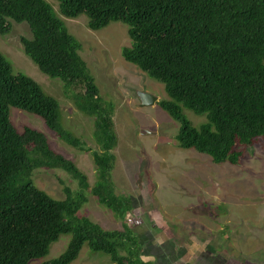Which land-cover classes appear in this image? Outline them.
<instances>
[{
	"label": "trees",
	"instance_id": "1",
	"mask_svg": "<svg viewBox=\"0 0 264 264\" xmlns=\"http://www.w3.org/2000/svg\"><path fill=\"white\" fill-rule=\"evenodd\" d=\"M60 15L84 14L91 30L111 22L127 26L131 45L123 59L163 85L168 99L158 106L179 128L182 149L210 157L215 164L237 165L242 148L264 143V0H56ZM10 20L26 23L31 38H20L22 50L38 69L60 79L77 109L93 118L98 150L91 152L96 182L91 194L116 218L132 210L130 197L115 192L112 180L117 135L114 105L104 100L80 56L81 44L46 0H0V35ZM38 116L60 140L81 147L59 120V104L24 74H13L0 53V264H29L45 257L60 235L69 234L66 249L40 264H70L86 245L112 264H153L143 259L140 237L123 223L107 230L77 213L80 195L56 200L37 188L38 168L62 169L88 189L87 177L55 152L47 137L32 128L18 131L9 108ZM205 115L199 128L183 114Z\"/></svg>",
	"mask_w": 264,
	"mask_h": 264
},
{
	"label": "rangeland",
	"instance_id": "2",
	"mask_svg": "<svg viewBox=\"0 0 264 264\" xmlns=\"http://www.w3.org/2000/svg\"><path fill=\"white\" fill-rule=\"evenodd\" d=\"M46 1L64 21L68 32L81 44L80 56L94 77L101 97L114 105L117 146L113 150L112 180L116 194L130 197L133 208L124 220H120L91 194L96 182V167L91 152L98 150L93 137V118L80 112L74 104L71 93L77 90L67 91L60 79L42 73L25 55L20 38H31L29 27L26 23L10 20V32L0 35V53L10 62L13 74L30 77L46 95L58 102L62 127L80 140L81 147L60 140L36 115L10 107L9 118L20 132L29 127L43 133L55 152L71 160L86 175L88 189L81 190L78 181L62 169L34 170V185L56 200L65 199V188L70 190L74 200L82 195L86 202L77 215L89 218L107 230H121L125 223L142 237L147 228H162L164 223L161 219L170 227L181 229L184 225L176 223L177 217L185 218L189 222L186 221V226L190 223L200 226L212 224L209 212L223 217L229 215L226 214L229 211L234 214L238 228L245 226L246 230H250L246 232L249 238L246 245L253 248L252 252L264 245L263 141L257 140L243 147V156L237 165L227 162L215 164L205 154L180 148L176 140L178 122L164 112L158 102L147 107L140 104L137 91L155 96L158 101L168 97L162 84L123 59L121 49L131 45L127 26L111 22L104 28L91 30L84 14L74 19L63 17L56 0ZM183 114L195 128L206 122L205 115H195L186 109ZM196 203L197 206L193 205ZM166 212H172V215ZM197 219L200 221L197 222ZM69 240V234L60 235L45 257L29 264H40L58 257ZM70 264L112 263L108 256L92 252L84 245Z\"/></svg>",
	"mask_w": 264,
	"mask_h": 264
},
{
	"label": "crops",
	"instance_id": "3",
	"mask_svg": "<svg viewBox=\"0 0 264 264\" xmlns=\"http://www.w3.org/2000/svg\"><path fill=\"white\" fill-rule=\"evenodd\" d=\"M166 213L172 215V212ZM226 214L229 215L220 217L209 212L212 224L204 223L205 226L191 223L186 226L187 220L177 217L176 223L184 225L181 229L170 227V224L161 219L164 223L162 228L152 226L147 228L142 237L137 234L143 247V259L153 264H264V245L252 252L253 248L246 245L249 239L246 232L250 230H246L245 226L238 228L234 214L229 211ZM198 221L200 220L197 219ZM228 228L230 230L226 235Z\"/></svg>",
	"mask_w": 264,
	"mask_h": 264
},
{
	"label": "water",
	"instance_id": "4",
	"mask_svg": "<svg viewBox=\"0 0 264 264\" xmlns=\"http://www.w3.org/2000/svg\"><path fill=\"white\" fill-rule=\"evenodd\" d=\"M137 96L140 100V104L143 107L154 105L155 102H158L155 96H152L146 92L137 91Z\"/></svg>",
	"mask_w": 264,
	"mask_h": 264
}]
</instances>
